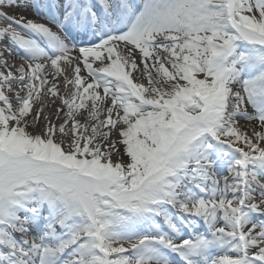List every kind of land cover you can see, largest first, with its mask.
<instances>
[{
    "label": "snow or ice",
    "instance_id": "1",
    "mask_svg": "<svg viewBox=\"0 0 264 264\" xmlns=\"http://www.w3.org/2000/svg\"><path fill=\"white\" fill-rule=\"evenodd\" d=\"M0 264H264V0H0Z\"/></svg>",
    "mask_w": 264,
    "mask_h": 264
},
{
    "label": "bare ground",
    "instance_id": "2",
    "mask_svg": "<svg viewBox=\"0 0 264 264\" xmlns=\"http://www.w3.org/2000/svg\"><path fill=\"white\" fill-rule=\"evenodd\" d=\"M9 14H14L16 15L17 17L23 15V16H26L28 19H33V20H36L38 22H41V23H47V21L41 19L39 16H37L32 10H29L27 12H15V13H9ZM55 30V29H54ZM16 63H20L19 60L16 61ZM135 75V74H134ZM58 123V122H57Z\"/></svg>",
    "mask_w": 264,
    "mask_h": 264
}]
</instances>
